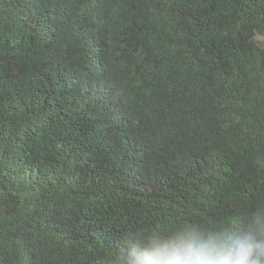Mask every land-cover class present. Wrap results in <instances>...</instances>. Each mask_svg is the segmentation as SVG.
Wrapping results in <instances>:
<instances>
[{
    "label": "trees",
    "instance_id": "1",
    "mask_svg": "<svg viewBox=\"0 0 264 264\" xmlns=\"http://www.w3.org/2000/svg\"><path fill=\"white\" fill-rule=\"evenodd\" d=\"M262 209L264 0H0V264Z\"/></svg>",
    "mask_w": 264,
    "mask_h": 264
},
{
    "label": "clouds",
    "instance_id": "2",
    "mask_svg": "<svg viewBox=\"0 0 264 264\" xmlns=\"http://www.w3.org/2000/svg\"><path fill=\"white\" fill-rule=\"evenodd\" d=\"M118 264H264V209L236 229L182 224L129 237Z\"/></svg>",
    "mask_w": 264,
    "mask_h": 264
}]
</instances>
